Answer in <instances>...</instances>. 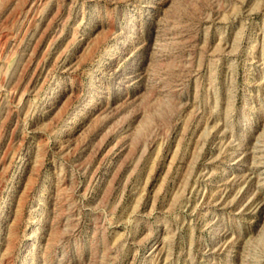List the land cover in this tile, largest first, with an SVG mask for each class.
Segmentation results:
<instances>
[{"label":"rangeland","instance_id":"374dc122","mask_svg":"<svg viewBox=\"0 0 264 264\" xmlns=\"http://www.w3.org/2000/svg\"><path fill=\"white\" fill-rule=\"evenodd\" d=\"M0 264H264V0H0Z\"/></svg>","mask_w":264,"mask_h":264}]
</instances>
